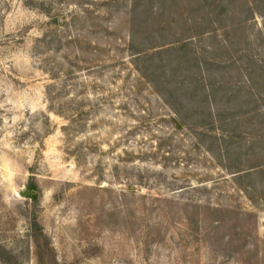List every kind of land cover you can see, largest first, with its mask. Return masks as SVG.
I'll return each mask as SVG.
<instances>
[{"label": "rangeland", "instance_id": "rangeland-1", "mask_svg": "<svg viewBox=\"0 0 264 264\" xmlns=\"http://www.w3.org/2000/svg\"><path fill=\"white\" fill-rule=\"evenodd\" d=\"M0 264H264V0H0Z\"/></svg>", "mask_w": 264, "mask_h": 264}, {"label": "trees", "instance_id": "trees-1", "mask_svg": "<svg viewBox=\"0 0 264 264\" xmlns=\"http://www.w3.org/2000/svg\"><path fill=\"white\" fill-rule=\"evenodd\" d=\"M29 190L30 191L37 192V195L36 196H33V197H30L29 198L30 200H33V201L37 202L38 201V191H37V188L34 185H30L29 186ZM32 226L34 228L35 233L37 232V233L40 234V236H43L42 228H41V226L39 225V223L37 222L36 219L33 220ZM35 244H36L37 251L40 254L41 251H42V247H41L40 239L37 236L35 237ZM39 260L42 261V258L39 257Z\"/></svg>", "mask_w": 264, "mask_h": 264}, {"label": "water", "instance_id": "water-1", "mask_svg": "<svg viewBox=\"0 0 264 264\" xmlns=\"http://www.w3.org/2000/svg\"><path fill=\"white\" fill-rule=\"evenodd\" d=\"M36 195H37V192H35V191H30V190H24V191H21V192L19 193V196H20L21 198H25V199L30 198V197H33V196H36Z\"/></svg>", "mask_w": 264, "mask_h": 264}]
</instances>
